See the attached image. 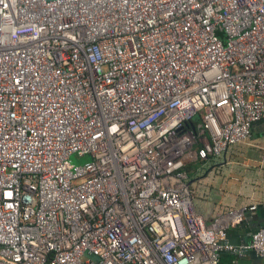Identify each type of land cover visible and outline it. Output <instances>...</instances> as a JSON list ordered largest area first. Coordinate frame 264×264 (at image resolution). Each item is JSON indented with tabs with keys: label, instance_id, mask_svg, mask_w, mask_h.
Wrapping results in <instances>:
<instances>
[{
	"label": "built area",
	"instance_id": "1",
	"mask_svg": "<svg viewBox=\"0 0 264 264\" xmlns=\"http://www.w3.org/2000/svg\"><path fill=\"white\" fill-rule=\"evenodd\" d=\"M257 124L264 0H0V264H264L193 173Z\"/></svg>",
	"mask_w": 264,
	"mask_h": 264
},
{
	"label": "rangeland",
	"instance_id": "2",
	"mask_svg": "<svg viewBox=\"0 0 264 264\" xmlns=\"http://www.w3.org/2000/svg\"><path fill=\"white\" fill-rule=\"evenodd\" d=\"M249 143L250 140L248 142H243L237 146H234L230 149L228 155L225 158H221L216 163L202 167L197 173L194 172V179H197V189L199 188L200 184L204 182L202 178L214 173L215 177H220L218 179V184L222 183L221 180L224 179H229V182H231L230 184H233L232 186H226V194L234 192L235 194H243L248 196L254 193L256 187L259 186L258 184L260 182H264V169L262 168V166H264L262 162V151L264 146L262 143H255L254 145ZM71 161L74 164H80L83 163L85 159L80 160L76 156H73ZM194 170L195 168L193 171ZM212 184L213 183H211V186ZM197 194V201H205V199L212 196V191L203 189L201 193ZM262 202L264 201H261L260 203Z\"/></svg>",
	"mask_w": 264,
	"mask_h": 264
},
{
	"label": "crops",
	"instance_id": "3",
	"mask_svg": "<svg viewBox=\"0 0 264 264\" xmlns=\"http://www.w3.org/2000/svg\"><path fill=\"white\" fill-rule=\"evenodd\" d=\"M258 135V136H257ZM262 135V136H261ZM256 139H255V138ZM251 145H254L255 143H262L264 146V124H257L253 130V135L249 139ZM249 140L245 141L248 142ZM239 145V144H238ZM229 153V152H228ZM228 153L223 157L225 158ZM262 158H263V165H264V147L262 151ZM219 160L215 161L214 163L218 162ZM264 169V166H262ZM220 177H215L214 173L210 174L208 176H205L202 178L204 182L205 189H208L209 191H212V196L209 198L203 200H198L197 201V207L198 209L205 214L207 218H212L216 213L220 212V210H225V209H230V208H237L242 205L246 204H251L254 202H261L264 201V182H260L256 187V190L254 193L251 195L245 196L243 194H235L234 192L232 193H225L226 192V186H232L229 182V179H224L221 180L222 183L218 184V179ZM211 183L212 186H211ZM211 186V187H210ZM252 186V185H250ZM202 188L200 189V193L203 190ZM221 190V192H220ZM225 190V191H224ZM212 197V198H211ZM211 198V199H210Z\"/></svg>",
	"mask_w": 264,
	"mask_h": 264
},
{
	"label": "water",
	"instance_id": "4",
	"mask_svg": "<svg viewBox=\"0 0 264 264\" xmlns=\"http://www.w3.org/2000/svg\"><path fill=\"white\" fill-rule=\"evenodd\" d=\"M57 0H44L45 4L52 3ZM264 228V209L259 207L256 211H247L245 220L237 226L228 228L229 240L232 243L246 244L251 241L253 233L255 234L260 229ZM251 259H239L238 264H260L261 260L254 252L249 253Z\"/></svg>",
	"mask_w": 264,
	"mask_h": 264
},
{
	"label": "trees",
	"instance_id": "5",
	"mask_svg": "<svg viewBox=\"0 0 264 264\" xmlns=\"http://www.w3.org/2000/svg\"><path fill=\"white\" fill-rule=\"evenodd\" d=\"M200 166H201V163H195L193 165H190L189 168H195V171H196V169ZM233 260H234L233 254H231V253H223L222 254V264H232Z\"/></svg>",
	"mask_w": 264,
	"mask_h": 264
}]
</instances>
